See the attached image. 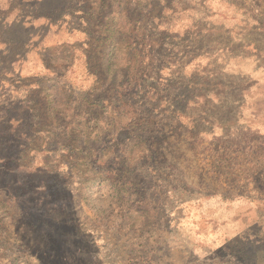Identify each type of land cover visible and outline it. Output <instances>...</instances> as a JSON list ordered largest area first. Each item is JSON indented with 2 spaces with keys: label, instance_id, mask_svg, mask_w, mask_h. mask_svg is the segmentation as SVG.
I'll return each instance as SVG.
<instances>
[{
  "label": "rangeland",
  "instance_id": "obj_1",
  "mask_svg": "<svg viewBox=\"0 0 264 264\" xmlns=\"http://www.w3.org/2000/svg\"><path fill=\"white\" fill-rule=\"evenodd\" d=\"M34 13L45 76L0 113V264H264V0Z\"/></svg>",
  "mask_w": 264,
  "mask_h": 264
},
{
  "label": "crops",
  "instance_id": "obj_2",
  "mask_svg": "<svg viewBox=\"0 0 264 264\" xmlns=\"http://www.w3.org/2000/svg\"><path fill=\"white\" fill-rule=\"evenodd\" d=\"M46 1L0 0V113L19 101L17 93L29 90L31 80L45 76L33 51L46 49L51 30L52 20L34 15Z\"/></svg>",
  "mask_w": 264,
  "mask_h": 264
}]
</instances>
